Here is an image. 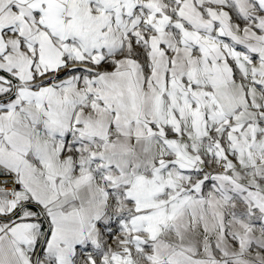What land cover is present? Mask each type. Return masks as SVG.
Returning <instances> with one entry per match:
<instances>
[{"label": "snow or ice", "instance_id": "snow-or-ice-1", "mask_svg": "<svg viewBox=\"0 0 264 264\" xmlns=\"http://www.w3.org/2000/svg\"><path fill=\"white\" fill-rule=\"evenodd\" d=\"M0 264H264V0H0Z\"/></svg>", "mask_w": 264, "mask_h": 264}]
</instances>
